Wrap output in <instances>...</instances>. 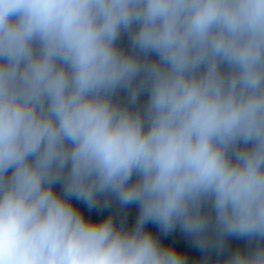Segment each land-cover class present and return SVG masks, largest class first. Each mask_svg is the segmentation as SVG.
I'll return each mask as SVG.
<instances>
[{
	"label": "clouds",
	"instance_id": "clouds-1",
	"mask_svg": "<svg viewBox=\"0 0 264 264\" xmlns=\"http://www.w3.org/2000/svg\"><path fill=\"white\" fill-rule=\"evenodd\" d=\"M0 264H264V0H0Z\"/></svg>",
	"mask_w": 264,
	"mask_h": 264
},
{
	"label": "trees",
	"instance_id": "trees-1",
	"mask_svg": "<svg viewBox=\"0 0 264 264\" xmlns=\"http://www.w3.org/2000/svg\"><path fill=\"white\" fill-rule=\"evenodd\" d=\"M149 227H153V226H149ZM153 231H155V228L153 227ZM169 242L171 243H179L175 238H168ZM234 244L236 243H240V242H236L233 241ZM185 247L187 248V246L185 245ZM187 251L189 252V255L193 258L199 257L200 253H198L195 249H191V248H187Z\"/></svg>",
	"mask_w": 264,
	"mask_h": 264
}]
</instances>
